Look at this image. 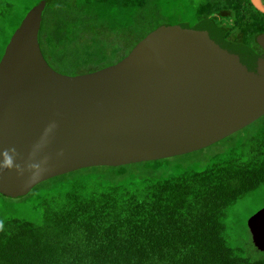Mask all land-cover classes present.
I'll use <instances>...</instances> for the list:
<instances>
[{
    "label": "trees",
    "instance_id": "trees-1",
    "mask_svg": "<svg viewBox=\"0 0 264 264\" xmlns=\"http://www.w3.org/2000/svg\"><path fill=\"white\" fill-rule=\"evenodd\" d=\"M38 1L39 48L65 74L115 63L161 23L206 18L250 48L264 31V13L250 0H0V56ZM245 127L198 167L159 174L132 166L158 158L89 165L22 195L0 192L11 201L0 203V264H264V250L234 212L264 191V124Z\"/></svg>",
    "mask_w": 264,
    "mask_h": 264
},
{
    "label": "water",
    "instance_id": "water-1",
    "mask_svg": "<svg viewBox=\"0 0 264 264\" xmlns=\"http://www.w3.org/2000/svg\"><path fill=\"white\" fill-rule=\"evenodd\" d=\"M250 2L264 13L263 0ZM44 5L27 10L0 56V153L14 147L23 171H0L3 194H25L83 166L184 154L264 112V31L254 39L257 52L225 39L206 18L161 23L115 63L65 74L39 48ZM246 226L264 250V206Z\"/></svg>",
    "mask_w": 264,
    "mask_h": 264
},
{
    "label": "rangeland",
    "instance_id": "rangeland-1",
    "mask_svg": "<svg viewBox=\"0 0 264 264\" xmlns=\"http://www.w3.org/2000/svg\"><path fill=\"white\" fill-rule=\"evenodd\" d=\"M191 15L192 14L189 13L188 15H186V17H190ZM166 18L172 19V16L167 15ZM262 124H264V115H260L259 118L249 123L245 127V129H247L248 132H253L258 126H261ZM227 145L228 142H226V140L219 139L204 147L189 151V153L181 154L178 156L176 155L163 159L158 158L157 160L152 161L151 164L138 163V165L134 164L132 166L140 170L142 169L144 172L152 170V172L159 174L160 173L171 174L188 167H198L202 165L203 163L206 162L207 158H209L210 155H212L216 151L219 152ZM10 202L11 201L9 199L0 197V203H2V205L9 204ZM263 202H264V191H259L254 196L251 195L249 196L248 199H245L242 202L238 203L234 211V212H240V215L235 214L237 221L242 224V222L245 219V224H246L247 217H249V215L253 213V207L260 205ZM262 206H264V204H262Z\"/></svg>",
    "mask_w": 264,
    "mask_h": 264
},
{
    "label": "clouds",
    "instance_id": "clouds-1",
    "mask_svg": "<svg viewBox=\"0 0 264 264\" xmlns=\"http://www.w3.org/2000/svg\"><path fill=\"white\" fill-rule=\"evenodd\" d=\"M17 153L16 149L13 147L11 149H5L2 153L3 156V160L0 161V171H2L3 169H11L13 167H15L18 172L23 175V171L21 170L20 165L15 163V154ZM29 169H40V165L39 164H31L29 165ZM42 171H37V172H33V177H37L39 176Z\"/></svg>",
    "mask_w": 264,
    "mask_h": 264
},
{
    "label": "flooded vegetation",
    "instance_id": "flooded-vegetation-1",
    "mask_svg": "<svg viewBox=\"0 0 264 264\" xmlns=\"http://www.w3.org/2000/svg\"><path fill=\"white\" fill-rule=\"evenodd\" d=\"M253 48V47H252ZM255 51H260V47L257 45V46H254V48H253Z\"/></svg>",
    "mask_w": 264,
    "mask_h": 264
}]
</instances>
